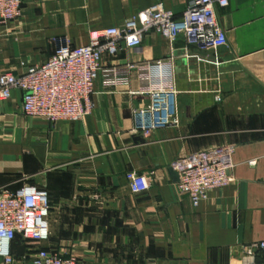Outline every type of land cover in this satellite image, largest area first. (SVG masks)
I'll return each mask as SVG.
<instances>
[{"label":"crops","instance_id":"obj_1","mask_svg":"<svg viewBox=\"0 0 264 264\" xmlns=\"http://www.w3.org/2000/svg\"><path fill=\"white\" fill-rule=\"evenodd\" d=\"M187 2L21 0L19 17L0 26V73L45 62L55 37L85 45L139 10L179 17ZM218 16L227 43L216 50L150 30L137 47L103 53L106 67H135L113 85L99 75L83 119L27 116L17 89L0 100V188L40 184L49 195V237L33 247L79 264H264V251H244L264 241V0H228ZM155 61L172 73L174 120L144 135L134 111L149 99L137 66ZM223 145L233 148L234 179L193 206L170 165ZM128 172L144 174L147 188L132 192Z\"/></svg>","mask_w":264,"mask_h":264},{"label":"built area","instance_id":"obj_2","mask_svg":"<svg viewBox=\"0 0 264 264\" xmlns=\"http://www.w3.org/2000/svg\"><path fill=\"white\" fill-rule=\"evenodd\" d=\"M228 0H188L179 17L159 5L139 10L124 20L121 26L93 30L85 45H74L67 37H55V48L43 63L29 65L22 73H0V100H7L12 90L21 92L22 112L40 117L50 123L77 121L91 114L94 103L95 80L103 76V85H113L122 79V73L135 65L125 67L102 65L103 53L115 55L121 45L134 48L143 36L154 30L168 42L182 37L188 45L203 51L216 50L227 43L218 9ZM21 13V0H0V26L15 20ZM147 84L140 94L148 104L134 111L143 121L138 129L144 135L163 127L174 118L176 90L172 73L161 61L137 66ZM231 146L223 145L190 153L174 160L170 167L178 174L176 182L180 193L197 206L208 192L233 181ZM250 161V164H253ZM132 192L147 188L146 176L128 172ZM50 201L43 185L24 183L14 190L0 188V264H79L74 254L64 256L54 249L36 248L33 244L49 237L48 215ZM16 235L24 245L22 256L10 253ZM246 256L264 251V241L253 242L244 248Z\"/></svg>","mask_w":264,"mask_h":264},{"label":"water","instance_id":"obj_3","mask_svg":"<svg viewBox=\"0 0 264 264\" xmlns=\"http://www.w3.org/2000/svg\"><path fill=\"white\" fill-rule=\"evenodd\" d=\"M171 176L174 181H178V174L175 171H171ZM10 253L15 254L16 256H22L24 253V245H22L19 241V236L16 235L15 240L11 242L10 248H9Z\"/></svg>","mask_w":264,"mask_h":264},{"label":"rangeland","instance_id":"obj_4","mask_svg":"<svg viewBox=\"0 0 264 264\" xmlns=\"http://www.w3.org/2000/svg\"><path fill=\"white\" fill-rule=\"evenodd\" d=\"M29 262H30V258H27V259H25V260L23 261L24 264H29Z\"/></svg>","mask_w":264,"mask_h":264}]
</instances>
